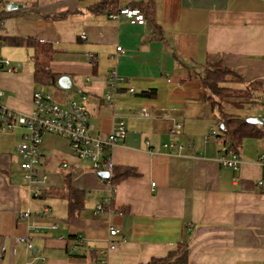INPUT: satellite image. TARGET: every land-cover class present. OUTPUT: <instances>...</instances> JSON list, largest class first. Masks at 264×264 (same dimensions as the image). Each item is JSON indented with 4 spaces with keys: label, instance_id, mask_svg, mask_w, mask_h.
<instances>
[{
    "label": "crops",
    "instance_id": "crops-1",
    "mask_svg": "<svg viewBox=\"0 0 264 264\" xmlns=\"http://www.w3.org/2000/svg\"><path fill=\"white\" fill-rule=\"evenodd\" d=\"M0 2L24 6H4L0 36L51 44L50 71L72 79L76 90L66 91L69 98L86 97L92 136L105 138L124 123L125 135L109 154L113 170L136 173L112 185L113 170L109 181L98 177L89 161L71 154L65 139L45 135L38 171L47 175V185L34 197L16 152L25 128L0 125V264H139L165 257L180 242L187 245L188 264H264V188L256 187L264 175L257 164L264 140L242 141L238 171L222 167L220 145L204 142L216 115L191 76L219 63L236 77L234 90L248 93L251 104L264 101V0H114V10L131 3L144 7L142 26L110 19L112 6L102 0ZM8 46L0 55L16 71H0L1 103L26 115L33 92L48 88L64 104L59 77L56 85L34 83L33 50ZM112 70L124 82L112 89L108 103ZM151 90L153 96L141 95ZM142 108L148 117L138 116ZM259 109L245 118L259 117ZM173 122L181 130L169 134ZM170 142L182 149L164 146ZM70 190L82 195L75 198ZM72 201L79 204L69 216Z\"/></svg>",
    "mask_w": 264,
    "mask_h": 264
},
{
    "label": "built area",
    "instance_id": "built-area-1",
    "mask_svg": "<svg viewBox=\"0 0 264 264\" xmlns=\"http://www.w3.org/2000/svg\"><path fill=\"white\" fill-rule=\"evenodd\" d=\"M131 1V0H118ZM0 5V30L4 28L8 11L1 9ZM113 20H123L130 25H145L146 18L138 8L132 7L129 4L117 6L114 13L108 16ZM82 38L85 36L82 35ZM116 52H122L121 47H116ZM92 59V55H88ZM15 72L9 60L0 55V71ZM124 82L114 70L111 71L108 79L110 90L106 93V100L112 103L114 99L113 90L118 83ZM129 92L133 93V89L129 88ZM65 102L59 104L54 101L53 97L46 92L34 91L32 94V111L26 115H17L16 113L7 109L0 101V125L3 130H11L15 126L25 128L21 143L16 147L17 157L19 159V168L23 172V180L26 186L31 191L34 197L41 194L43 188L47 185V175L39 173V147L45 135H55L65 139L69 144L71 154L79 159L90 162L92 170L107 171L109 175L113 170V163L110 156V150L115 145L118 139L125 135V126L122 121L117 123L116 128L105 138L94 137L91 135L92 126L88 120V110L86 106V97L80 95L78 98H69L68 92H64ZM2 92L0 91V98ZM139 117H148L149 113L146 108L140 109ZM163 120L168 119L167 115H162ZM215 123L210 125L208 133L204 137V142L212 139L218 142L216 137L217 130ZM181 125L178 122H173L168 129L169 134L180 132ZM165 147L176 148L178 151L182 149L181 145H175L170 142ZM218 163L225 168H230L233 171H238L240 168V158L232 151L222 152L221 156L217 158ZM258 166L264 173V153H262L257 161ZM110 178V176H109ZM109 178L106 181H109ZM256 187L264 188V175L256 182ZM113 195V193L111 194ZM105 201L101 202L96 210L101 212L104 209ZM48 209H43L38 214L47 213ZM25 218L29 217V213H24ZM108 234L115 236L117 230L110 228ZM76 248L80 243L79 236L74 241ZM31 248L30 244H26ZM114 249L113 245L109 246V250Z\"/></svg>",
    "mask_w": 264,
    "mask_h": 264
},
{
    "label": "trees",
    "instance_id": "trees-1",
    "mask_svg": "<svg viewBox=\"0 0 264 264\" xmlns=\"http://www.w3.org/2000/svg\"><path fill=\"white\" fill-rule=\"evenodd\" d=\"M114 0H102L101 4L109 9V14L115 12L113 7ZM2 3V2H0ZM2 7H7V3L1 4ZM132 7L138 8L141 13L146 17V11L144 7L137 4H130ZM4 7V8H5ZM7 44L10 46H22L25 45L33 50L32 62L34 64L33 78L34 83L38 87H44L47 85H56V80L59 76L52 74L49 68V64L53 59L54 49L50 43L37 41L32 38L21 39L7 36H0V46ZM225 75H233L231 71L223 68L219 63L207 65L203 68L201 73L192 74L193 78H197L200 81L201 86L205 92V103L216 115V137L218 144L221 147L220 153H226L232 151L236 155H239L240 145L245 139H256L264 140V118H260L263 122L261 124H250L246 122L245 118L240 116H233L232 114L226 113L224 109H214V104H209L210 94L219 96L220 85L224 83L223 77ZM190 76V77H191ZM154 91L142 92V96H153ZM2 128V127H1ZM110 181L112 185L117 184L122 179L130 176H135L136 173L132 168L119 167L113 170ZM82 195V191L70 190V195L75 198ZM78 201L69 203V216H73L74 212L78 209ZM91 264H96L92 262ZM102 264V263H101ZM139 264H188V250L187 245L180 242L177 247L170 251L163 258H152L146 263Z\"/></svg>",
    "mask_w": 264,
    "mask_h": 264
},
{
    "label": "rangeland",
    "instance_id": "rangeland-1",
    "mask_svg": "<svg viewBox=\"0 0 264 264\" xmlns=\"http://www.w3.org/2000/svg\"><path fill=\"white\" fill-rule=\"evenodd\" d=\"M7 24V23H6ZM10 47L8 45L1 46V50L9 49ZM23 53L22 56L24 60H28L29 55L25 53V50L22 49ZM23 60V61H24ZM22 60L18 62V64H24ZM224 83L220 85L221 90H219V96L211 95L210 94V100L209 104L213 103L214 109H225L227 113L233 114V116H240L242 118H245L246 116L252 115L254 108H260L259 109V117L264 118V101L261 103L255 102L254 104H251L249 101V94L245 93L244 90L237 91L233 89L232 82H236V77L233 75H225L223 77ZM40 89V88H38ZM42 89V88H41ZM43 90V89H42ZM46 92H49V89H46ZM254 107V108H253ZM214 114V113H213ZM246 119V118H245ZM213 142L212 139H209L207 143ZM264 153V152H263Z\"/></svg>",
    "mask_w": 264,
    "mask_h": 264
},
{
    "label": "water",
    "instance_id": "water-1",
    "mask_svg": "<svg viewBox=\"0 0 264 264\" xmlns=\"http://www.w3.org/2000/svg\"><path fill=\"white\" fill-rule=\"evenodd\" d=\"M6 8L8 11H15V10L23 9L24 6L22 4L9 3ZM57 86L61 90H65V91H69V92L76 90L74 85H73L72 79L67 75H62L58 78ZM246 122L250 123V124H261V123H263L259 117L247 118ZM97 175H98V177H100L102 179L108 178V172H106V171H99L97 173Z\"/></svg>",
    "mask_w": 264,
    "mask_h": 264
}]
</instances>
